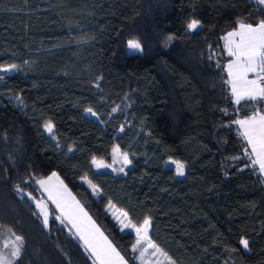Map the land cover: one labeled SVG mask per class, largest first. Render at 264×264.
<instances>
[{"label": "trees", "instance_id": "trees-1", "mask_svg": "<svg viewBox=\"0 0 264 264\" xmlns=\"http://www.w3.org/2000/svg\"><path fill=\"white\" fill-rule=\"evenodd\" d=\"M260 18L251 0H0V66H18L0 81V251L15 232L17 264H91L64 226L52 217L45 229L14 191L56 172L128 264H138L135 236L110 203L136 224L150 216L149 237L176 264H264V183L231 124L252 107L235 105L223 82L221 40L238 19ZM192 19L203 27L188 31ZM132 39L143 51L128 49ZM114 146L132 161L125 175L95 172L92 157L110 164ZM171 160L184 164L182 178ZM24 187L38 196L34 182Z\"/></svg>", "mask_w": 264, "mask_h": 264}, {"label": "snow or ice", "instance_id": "snow-or-ice-1", "mask_svg": "<svg viewBox=\"0 0 264 264\" xmlns=\"http://www.w3.org/2000/svg\"><path fill=\"white\" fill-rule=\"evenodd\" d=\"M254 3L264 6V0H254ZM202 27L203 25L197 19H192L187 23L188 31L194 32ZM173 39L174 37L171 35L167 37V41ZM221 40L224 42L223 51L230 58L223 65V70L227 72V78L223 82L229 86L230 96L235 105H241V102H245L243 107H247L249 104L252 107L250 114L246 113L243 117L237 116L235 120L231 121V124L237 126L238 135L245 142L244 156L249 161L246 167H253L254 171L258 170L259 175L264 177V18L258 19L255 24L245 19H238L235 26L221 36ZM127 46L129 50L143 51L141 43L135 39L129 40ZM208 58L211 60L213 57L210 55ZM17 67L15 64L0 66V72H10ZM2 80H4V76H0V81ZM112 111L115 112L116 108H113ZM222 111L227 114L226 109H222ZM85 112L99 119L98 114L91 107L86 108ZM231 124L227 127H231ZM43 127L49 137L56 140L52 121H45ZM120 131L123 132L124 128L121 127ZM57 146H59L58 142ZM69 151L72 149L69 148ZM232 159L238 160L240 157H232ZM91 162L98 170L111 167L103 159H97L95 156L92 157ZM170 162L175 164L177 176L185 175L183 163L177 160ZM116 163H122L119 172H124V168L132 163L128 152H122L119 146L112 148V164ZM112 170L116 171L115 168ZM30 182L38 184L40 189L47 194V200L51 201L58 213L54 216V220L67 228L69 235L81 242L84 253L91 264H128L125 257L101 231L85 207L72 195L56 172H52L46 178L30 175L29 179H25L14 186V191L35 202L38 211L32 214L42 217V224L45 229L49 228L52 212L43 200H37L25 190L24 185ZM261 182L264 183V180ZM87 183L93 193L99 192L95 184H92L91 181H87ZM109 206L114 207L111 203ZM117 219L120 221L122 230L123 228L134 229L137 239L132 246V251L139 252L136 258L141 261V264H176L173 257L149 237V230L153 226L150 216H146L142 223L136 224L129 219L128 212L120 211ZM9 231L11 232V229ZM239 244L245 251L250 250L248 239L241 237ZM23 245V236L11 232V237L3 241V248L8 251H0V264H17L18 261H22ZM232 251L237 250L232 249ZM146 257H155L156 259L153 261Z\"/></svg>", "mask_w": 264, "mask_h": 264}, {"label": "rangeland", "instance_id": "rangeland-1", "mask_svg": "<svg viewBox=\"0 0 264 264\" xmlns=\"http://www.w3.org/2000/svg\"><path fill=\"white\" fill-rule=\"evenodd\" d=\"M16 71H17V69H14V70H12V71H10V72H6V73H5V72H0V74H1V76H8V75L14 74ZM87 114H88V113H87ZM88 115L91 116V117L94 118V119L97 118V117H95V116H92L91 114H88ZM44 132H45V130H44ZM45 134H46V136H47L48 138H51V137H49V135H48L47 132H45ZM109 165H111V167H109V168H101V169L98 170V169L96 168V166L92 164L93 169H94L95 172H97V173L106 172V173H110V174H112L113 176H116V177L124 176V175H125V171L130 167V165H128L127 167L124 168V172H119L120 167H122V163L112 164V161H111V163H110ZM167 167L173 169V170L175 171V175H176L175 164H172V163L169 161L168 164H167ZM113 168H115L116 171H113V170H112ZM176 177H177V178H182L183 176L181 177V176H177V175H176ZM35 185H36L37 195H38V196H36L35 198H36L37 200H43V201L48 205L50 212H52V215L50 216V219H51L52 217H54L55 215L58 214V213L55 211V206L51 203V201H48V200H47V194L44 193L42 189H40V186H39L38 184H35ZM89 188H90V190L92 191V189H91L90 186H89ZM68 190H69V189H68ZM92 192H93V191H92ZM37 197H38V198H37ZM30 201L34 204V206H35V211H38L37 208H36V204H35V202H34L33 200H30ZM106 211H107V213L111 216V218L114 220V222L116 223V225L118 226V228H119L122 232H124V233H131V234H133V235L135 236V243H136V239H137V237H136V233H135L134 229H131V228H123V230H122V226H121V224H120V221L117 219V217H118L119 214H120V211L117 210L116 208H114V207H110V206L107 207ZM39 219L42 221V217H39ZM66 229H67V228H66ZM67 232H68V229H67ZM149 232H150V230H149ZM68 233H69V232H68ZM72 237H73V236H72ZM73 238H74V237H73ZM13 239H14V238H13ZM74 239H75V240L80 244V246H81V242H79L77 238H74ZM135 243H134V244H135ZM81 247H82V246H81ZM82 249H83V248H82ZM149 251H151V250H149ZM134 255H135V260H136V262H137L138 264H141V261H140L139 259L136 258V257H138L139 252H138V251H137V252H134ZM146 258H147V259H151V260H153V261L156 259L155 257H146Z\"/></svg>", "mask_w": 264, "mask_h": 264}, {"label": "crops", "instance_id": "crops-1", "mask_svg": "<svg viewBox=\"0 0 264 264\" xmlns=\"http://www.w3.org/2000/svg\"><path fill=\"white\" fill-rule=\"evenodd\" d=\"M251 2L252 3H254V0H251ZM254 4H256V3H254ZM258 5V4H257ZM258 6H260V5H258ZM260 7H262V8H264V6H260ZM223 44H224V42H223ZM226 53V52H225ZM227 73V72H226ZM249 151H250V149H249ZM258 171V170H257ZM262 179L264 180V177H262Z\"/></svg>", "mask_w": 264, "mask_h": 264}]
</instances>
